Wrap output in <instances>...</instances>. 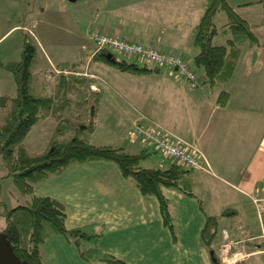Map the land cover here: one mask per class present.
Masks as SVG:
<instances>
[{
  "label": "crops",
  "instance_id": "obj_1",
  "mask_svg": "<svg viewBox=\"0 0 264 264\" xmlns=\"http://www.w3.org/2000/svg\"><path fill=\"white\" fill-rule=\"evenodd\" d=\"M150 1L155 12L153 20L127 23L120 17L108 19L101 28L179 54L201 76V69L193 62L197 48L192 30L205 0ZM227 1L247 20L258 43L242 50L223 87L229 92L225 105L217 103L219 88L200 85L190 89L185 79L160 67L143 75L115 69L108 72L112 78L107 79L89 70L82 73L97 79L90 83V94L98 95L93 117H98L100 105L106 100L110 113L121 116L124 122L152 120L204 154V170L195 169L190 175L194 196L175 188L162 189L172 212L175 240L162 224L157 199L142 195L113 162H77L34 186L35 194L54 197L66 206L67 226H102L100 248L126 264H215L224 230L231 239L241 241L248 254L243 261L231 264H264V210L259 213L250 197L264 190L263 4L259 0ZM181 9L187 12L186 17ZM39 16L45 19L43 13ZM93 53L92 49L89 58ZM121 137L122 147H141L139 140L130 139L127 133ZM198 199L202 201V212ZM204 213L217 217L221 224L212 249L200 238ZM42 254L47 264H104L81 259L76 247L62 235L48 236Z\"/></svg>",
  "mask_w": 264,
  "mask_h": 264
},
{
  "label": "trees",
  "instance_id": "obj_2",
  "mask_svg": "<svg viewBox=\"0 0 264 264\" xmlns=\"http://www.w3.org/2000/svg\"><path fill=\"white\" fill-rule=\"evenodd\" d=\"M259 2L263 4L264 23V0ZM218 11H223L225 15V21L220 27L213 22ZM29 36L25 34L23 38L19 60H0V68L10 72L16 84L15 95L0 96V158L6 168V175L11 176L18 191L27 196L12 208L4 205L0 213L4 217V227L0 233L9 241L15 255L29 264H47L42 254L45 239L51 235H62L76 247L80 258L88 263L101 261L104 264H126L123 259L100 248L102 226L86 224L69 227L66 224L67 208L60 200L34 193L36 183L58 175L71 164L93 160L115 163L122 176L132 180L142 195L154 196L158 202L162 224L169 229L175 240L172 212L162 189L175 188L186 195L194 196L190 175L195 169L176 162H172L167 168L141 167L140 161L150 153L145 148L132 153L120 146L94 144L81 136L66 135L64 130L59 137L50 141L49 148L43 153H26L23 142L30 129L38 123L43 111L53 104V98L34 79L33 69L38 59V47ZM217 36L223 37L224 43H213ZM192 40L197 48L193 62L202 72L199 76L200 85L219 88L217 103L225 105L229 92L223 87L229 81L242 50L249 44L258 43L256 36L247 20L227 0H205L202 13L192 30ZM107 53L96 52L92 59L101 60L120 72L133 75H143L159 69L144 63L139 66L134 58L117 60L113 53L112 58L107 59ZM76 65L75 62L58 63L57 67L61 72L73 71ZM63 83L65 87L68 86V83L62 81ZM94 99L90 110L92 117L96 94ZM198 205L203 211L200 199ZM218 225L217 217L204 213L200 238L210 249L218 241L221 231Z\"/></svg>",
  "mask_w": 264,
  "mask_h": 264
},
{
  "label": "rangeland",
  "instance_id": "obj_3",
  "mask_svg": "<svg viewBox=\"0 0 264 264\" xmlns=\"http://www.w3.org/2000/svg\"><path fill=\"white\" fill-rule=\"evenodd\" d=\"M182 10L181 14L186 17L187 12ZM40 13L44 14L45 19H41ZM120 17L126 19L127 23L132 21L144 23L153 20L155 12L150 0H0V60L4 62L19 60L23 38L25 34H29L32 42L38 47V59L33 69L34 79L37 85L43 87L42 90L53 98L52 106L43 111L42 117L31 128L23 142L26 153L29 155L43 153L49 148L50 141L63 130L66 135L81 136L95 144L111 143L114 146L121 145L120 147L121 136L127 133L130 139L139 140L142 148L147 146L142 139L135 138L131 128L136 124H158L152 120L128 124L121 116L110 113V103L106 100L100 105L98 117L91 120L90 110L95 101V94L94 96L90 94V83L91 80L97 79H91L82 73L89 70L107 79L112 78L108 72L115 68L101 60L89 58L91 50L94 51L90 34L93 31H105L101 27L108 19L117 20ZM224 21V12L218 11L213 19L214 24L220 27ZM219 40L220 43H224V38L220 36L215 38L213 43ZM113 55L117 60L132 59L116 51H113ZM74 62L77 65L73 71L61 72L57 67L58 63ZM142 64L138 62L139 66H143ZM160 68L161 71L166 69L171 75L178 76L172 67L160 65ZM62 81L68 83L67 88ZM15 93L16 84L12 74L0 68V96H13ZM87 98L91 102L90 105L85 103ZM1 113L0 108V115ZM80 127H86L87 130L79 129ZM131 147L133 148L130 149L128 146L123 148L132 153L141 150V147L133 144ZM149 152V155L140 161L141 167L169 166L171 159L163 157V161H160L159 152L155 154H152L151 150ZM24 198L27 196L22 195L11 176L6 175V168L0 158V213L4 205L6 208H12ZM179 205L180 203L177 207ZM3 227L4 217L0 215V231Z\"/></svg>",
  "mask_w": 264,
  "mask_h": 264
},
{
  "label": "built area",
  "instance_id": "obj_4",
  "mask_svg": "<svg viewBox=\"0 0 264 264\" xmlns=\"http://www.w3.org/2000/svg\"><path fill=\"white\" fill-rule=\"evenodd\" d=\"M90 37L95 53L99 51L113 53V51H116L147 66H169L176 71L179 77L187 81L190 89L200 86V77L179 54L164 52L154 45L143 44L140 40L129 38L121 33L93 31ZM132 132L136 136L135 138L138 139L139 137L147 144L145 149L154 150L161 154L160 161H163V157H166L184 167L204 169L203 164L206 163L204 154L197 147L170 130L155 123H148L134 125ZM250 197L259 213L262 209L264 210V190L259 193L256 192ZM262 238H264L263 232ZM240 242L231 239L228 232L224 230L216 264H231L243 261L248 254H246L245 247Z\"/></svg>",
  "mask_w": 264,
  "mask_h": 264
},
{
  "label": "water",
  "instance_id": "obj_5",
  "mask_svg": "<svg viewBox=\"0 0 264 264\" xmlns=\"http://www.w3.org/2000/svg\"><path fill=\"white\" fill-rule=\"evenodd\" d=\"M107 59L112 58L111 53L105 55ZM0 264H29L25 260H20L13 252L9 241L0 233Z\"/></svg>",
  "mask_w": 264,
  "mask_h": 264
},
{
  "label": "bare ground",
  "instance_id": "obj_6",
  "mask_svg": "<svg viewBox=\"0 0 264 264\" xmlns=\"http://www.w3.org/2000/svg\"><path fill=\"white\" fill-rule=\"evenodd\" d=\"M193 70V69H192ZM176 72V71H175ZM132 129V128H131Z\"/></svg>",
  "mask_w": 264,
  "mask_h": 264
}]
</instances>
